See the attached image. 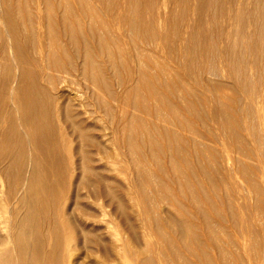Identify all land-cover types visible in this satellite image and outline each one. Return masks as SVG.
I'll list each match as a JSON object with an SVG mask.
<instances>
[{"label": "bare ground", "instance_id": "bare-ground-1", "mask_svg": "<svg viewBox=\"0 0 264 264\" xmlns=\"http://www.w3.org/2000/svg\"><path fill=\"white\" fill-rule=\"evenodd\" d=\"M42 1L46 23L41 20L38 29L33 25L21 28L18 23L24 17L32 21L40 16L39 13L33 14L29 6L23 9L19 4L8 3L0 8L1 18L11 33L12 53L18 65L12 83V98L6 97V103L0 108V264H79L65 259L79 241L92 243L96 252L121 264H163V258H166L163 252L173 249L167 241L166 229L176 232L183 244L194 242L200 246V239L193 232L195 226L182 216L187 209L170 200L174 192L162 178L164 176L174 183L179 193L187 192L190 207L199 214L201 211L204 213V208L197 210L202 196L195 182L201 183L197 178L199 173L206 177L211 189L215 188L210 179V169L205 165V161H213L214 157L208 143L211 138L208 144L204 143L206 138L198 135L182 111H196L194 118L199 119L196 101L192 97L199 101L198 106L204 107V113L205 107L210 105L202 91L199 93L200 90L188 83L185 77L191 75L194 76L193 82L197 84L195 75L200 76L201 85L205 84L209 93L212 88L214 95L220 96L217 104L213 100L217 97L212 98L211 92V104L217 105L210 106L217 107L212 108L216 110L213 116L218 114L214 119L222 121L217 122V130L222 128L224 131V127V136L227 132L232 139V147L240 151L235 161L237 172L243 179H237L245 180L247 187L239 183L254 196L255 202L249 203V207L254 211L253 220L262 226L264 175L258 178L254 169H250L251 161L247 160L255 162L263 146H260L263 140H258V133L259 129L264 130V118H261L264 112L261 117L258 113L255 116L256 128L251 125L255 139H250L255 141L259 136L255 141L259 146L255 148L260 151L254 153L239 128V124L247 121H237L235 115L241 113L232 105L236 106L237 100L243 103L246 92L240 100L236 97L237 88L234 92L224 86L227 83L223 85L224 82L214 83L213 80V84H208L206 77L202 80L204 68L193 67L194 61L190 60L193 54L190 53L194 47H202L211 55L217 48V41L223 38L219 49L227 55L225 57H230L233 76L231 72L225 74L232 76L229 82L248 91L249 87L258 85L259 77L264 81L261 76L264 74V0H98L106 8L118 32L128 37L126 46L133 52L130 58L120 59L127 70V80L116 85L122 84L123 93L115 91L99 59V54L105 53L114 61L110 44L102 31L105 25L93 19L86 22L82 18L94 14L90 3L87 0ZM157 3L162 5L160 11L155 10ZM57 9L61 11L60 19ZM189 15L194 17V21H187ZM184 23L185 30L181 33ZM95 34L99 38L93 42L91 38ZM61 35L66 38L65 47L71 49L80 63H75L72 57H61L65 54V47L60 46ZM141 44L150 49H143ZM121 47L118 46L119 49ZM29 48L36 50V56L31 57ZM241 52H252L253 58L245 61L247 58L242 57L246 55L241 57ZM157 53L169 59L173 66L162 61V56ZM225 60L229 64L228 59ZM222 62L220 66L225 65ZM224 67L220 69L227 71V66ZM11 70L9 65H0V75ZM112 73H115L114 69ZM5 82L9 83L10 79L6 78ZM75 86L90 90V97L63 94L62 88L71 90ZM259 88H262L261 83ZM260 91L257 94L264 96ZM256 95L248 96L251 99ZM221 97L228 98V102ZM253 99V102L257 100ZM9 100L10 108L5 109ZM249 101L245 100L244 106L251 108L258 100L255 103ZM118 104L121 112L117 114ZM125 106L139 110L146 117L159 121L160 125L154 121L149 124L139 114L128 113ZM99 113L107 117V125L99 126ZM243 113L247 115L244 117L251 115ZM179 128H187L195 136L186 138ZM118 145L127 146L131 152H139L131 160L136 168L134 200L127 184L118 188L123 180L117 161ZM147 159L154 162L156 172L148 169ZM5 183H8L7 190H4ZM203 194L209 199V193L204 191ZM229 199L231 197L227 198V206L232 211V199L230 202ZM133 202L136 203V211ZM209 205L213 207V200ZM108 207L109 211L106 210ZM176 211L178 214H174ZM161 212H164V217ZM110 217L114 219L109 220ZM149 221L153 222L149 224ZM203 221L207 238L214 245L224 244L221 240L224 233L210 220ZM138 230L143 231H140V238L144 246L140 250L131 249L128 245L130 235ZM148 233L161 243V247L150 246ZM248 234L243 237L247 243L252 241L246 239ZM243 247H247L246 243ZM153 249L163 257L160 258L163 262L154 259ZM173 254L172 259H168L171 263L177 259L176 264H189L178 253ZM236 254L240 256L237 250ZM230 255L224 251L220 263L237 264L239 259L232 261ZM260 261L259 264H263L264 260ZM206 263L212 264V259H206Z\"/></svg>", "mask_w": 264, "mask_h": 264}, {"label": "rangeland", "instance_id": "rangeland-1", "mask_svg": "<svg viewBox=\"0 0 264 264\" xmlns=\"http://www.w3.org/2000/svg\"><path fill=\"white\" fill-rule=\"evenodd\" d=\"M50 1L56 2L57 0H50ZM87 1L90 3L91 9L94 10L95 12H94L93 15L84 16L82 18L86 22H89L90 19H93V20L97 21L98 23H103L105 25V28H103L102 31L105 34V36H104L105 39L110 44V49H111V52L113 54L114 61L112 62L111 59L105 53L99 54V56H100L99 59L102 62L103 68L105 69L107 76L110 77L111 81L113 82L115 91L120 93L121 91H124V90H121V89H123V87H120L122 84H120V86H117L116 83L117 82L121 83L123 81L125 82L127 80V70L122 65L120 59H121V57L130 58V56H132V54H133V52H131L128 49V47L126 46V42H128L129 39L125 35H122V34H120L118 32V30H117L112 18L107 13L106 8L103 5H101L98 0H87ZM42 2H43L42 0H0V8L5 6L8 3H12L13 5L19 4L23 9L25 8V6H29L31 8V11H32L33 14L37 15L39 13L40 16L37 17V18L34 17V19L32 21L27 19V17H24V20L23 21H18V23H19L21 28H22V26L30 27L31 25H33V26H36V28L38 29V26H39L38 23L41 20H43L46 23V18H45L46 12H45L44 5H43ZM156 5L157 6H156L155 10L156 11H160L161 10V6H162L161 3H157ZM56 14H57V16L60 19L61 18V16H60L61 15V11L57 9ZM1 16L2 15L0 13V65H9V66L12 67V70L9 73H7L6 75H0V108L3 107L4 103H6L5 102L6 97L9 98V99L12 98V96H11L12 95V87H13L12 83H13V81H15V78H16V70L15 69L18 66L17 63H16L17 61L15 60V57L13 56V53H12L13 50H12V46H11V33H10V30L7 28V26H6L5 22L3 21V19L1 18ZM188 18H189V19H187L188 22L194 21V17L192 15H189ZM195 24L197 26V23H195ZM185 26H186V23L181 25V27H182L181 30H180L181 33L184 32L185 29L183 27H185ZM163 32L164 31H162V33ZM98 38H99V35L95 34V36L93 38H91V39H92L93 42H96L98 40ZM222 39L220 38V40L217 41V43H216L217 44V48L213 47V48H215L217 50L213 49L214 51H212L213 54L211 52V55H209L210 51L204 50V49H202V47H199V48L194 47L196 49V51H195V49L193 51H195L196 53L192 51V53H190V54H193V55L191 56L189 54L190 55V60L195 62V63L193 62V65L195 64V66H193L194 68H197V67L199 69L204 68V69H202V70H204L203 73H202V80H203L204 77H206L209 80V82H207L208 84H213L212 83L213 80H215L214 83L224 82V83H222L223 85L225 83H227V86L226 85H224V86L228 87V89L230 88V89H232L234 91L237 88L236 97L237 98L239 97L240 100H241V97H244L246 95L244 98H242L243 103H238L237 102L238 100H237L236 101V106H235L234 103H232V105H233V107L237 108V112L238 113H241L240 114L241 116H240L235 111L236 114H237V115H235V117L236 116L238 117V118L236 117L237 121L238 122H240V120H243L242 122H246L247 121L246 123L239 124V128L241 127L240 128V132L243 134V136L245 137L247 142H249V144H251L252 148L254 149L253 150L254 153H257L258 151H260V150L257 151L256 148H255V147L259 146L256 143L257 139H258L257 137H259V136L256 137V140H255L256 142H255L253 139H250V138H254L255 139V136H254L255 133L252 132L253 133V137H251L252 135H250V134H252L251 131H253L252 129H254V127H252L251 125L255 126V124H257V123L254 122V119H256L255 116H258V115L260 116L261 113L264 112V109H262V108H264L263 107L264 106V104H263L264 103V96L263 95L260 96V94H257V93L261 92L260 90H262L263 91L262 93L264 94V90H263V88H264V86H263L264 83L263 82L264 81L261 79V77H259V80H261V81L258 82L257 86L254 84L256 88L253 85L249 84L250 86H253V87H251L253 89H251L249 87L248 88L249 90H254L255 89L254 91H251L252 93L250 92V94L247 93V92H249L248 89H246L248 91H245L241 87H238V86H236L233 83L231 84V82H229V80L233 76V74H232L233 71L230 68L231 67L230 59H229L230 57H225L227 55L222 54L220 49H219ZM65 40H66V38L63 35H61V41H60V46L61 47H63V46L65 47L66 46ZM120 43L123 45V48L121 47ZM141 45H142L143 49H150V47H148V46H146L144 44H141ZM118 46H120L122 49H119ZM30 47H31V45H30ZM35 52H36V50L34 51V49L29 48V53L31 54V57L33 55L36 56ZM71 52L72 51H71V49L69 47L68 48L65 47V54H61V57L63 59H67V58H71L72 57L74 59L75 63H77V64L80 63V60L77 57L73 56ZM194 53H195V55H194ZM157 54L162 56L161 57L162 61H164L167 65H169V66H170V64L172 65L170 60L167 59L165 56L161 55L160 53H157ZM218 54H220V55L218 56ZM242 54H244L246 56L242 57L243 56ZM197 55H199L201 58L199 56H197ZM193 56H195V57L197 56L200 59V61H197L198 60L197 57L194 58ZM216 56H217L218 59L216 58ZM221 56L224 57L223 60H222ZM240 56L242 58H244V59L247 58V59H245V61H248V59H252L253 58V53L252 52H250V53H244V52L242 53L241 52ZM214 57L216 59H214ZM191 58H193V59H191ZM205 58H207V59H205ZM225 58L228 59L229 64L225 63V62H227V60H225ZM217 60L224 61L225 65L224 64H222V65L225 66V67L227 66L226 68L225 67L224 68H225V70L228 71V73H227V71H224V70L222 71L221 70L223 68V66H220V65L223 62L222 61H217ZM213 63L215 65H213ZM219 63H220V65H219ZM199 64H200L201 67L199 66ZM214 66H216L217 69L214 68ZM112 69H114V71H115L114 74L112 73ZM221 72L224 75L225 74H230V72H231L230 75H232V76L231 77H228L227 75L224 76V75H222ZM192 76L193 75L185 77L187 79V81L189 80L188 83L193 88H196V89L200 90L199 93L202 91L201 94L205 95L204 96L205 97V101L209 100V103L205 102V105L209 104L210 106L211 105L215 106L216 105L215 103H217L218 100H220V98H219L220 96L218 97L217 94L214 95L215 93H213L212 88L209 89V91H210V93H209L207 91L208 89L205 88L206 86H204L205 84L201 85L203 83L200 82L201 81L200 80V76L195 75V79H196L195 81H197V84L195 82H193L194 80L193 81L191 80ZM261 76L264 78V74H261ZM6 78L10 79L9 83L5 82ZM217 78H219V79H217ZM232 79H231V81H234ZM117 80H119V81H117ZM210 81H211V83H210ZM234 83H235V81H234ZM259 83H261V87H262V88H259L260 90L257 89L258 86H259ZM262 83H263V85H262ZM62 89H63L62 90L63 94H65L66 96H69V95L70 96L82 95V96L87 97V98L90 97V93H89L90 90L85 89L82 86L79 87V88L77 86L72 87L71 90H69V89L65 90L66 88H62ZM203 92L208 94L207 95L208 97ZM211 92L213 93V95H212ZM244 92H246V94ZM121 93H123V92H121ZM253 94L254 95L257 94V95H256V97H251V99H250L248 95H252L253 96ZM211 95H212V98L217 97V99L216 98L213 99L215 101V103H213V104H211L212 101H213V100H211ZM246 97H248V99ZM207 98H210V99H207ZM253 98H256L258 100V101L255 100V101H257V103H255V101L253 102V100H254ZM221 99H223L226 102H228V100H229L226 97L225 98L221 97ZM244 99L248 100V101L250 99L249 102L252 101L253 103H255V104H253V106H251V108H253L252 111L250 110L251 108H250L249 105L248 106L247 105L244 106V103H245ZM192 100L196 101V102H194L196 104V106H197L195 109H197V112L199 111V115H200L199 119L200 120L194 118L196 116L195 115L196 111H193V110L184 111L183 110L182 113H183V115L185 116L186 119H188L189 121L191 120L190 122H191L192 126L194 128H196V130L198 132V135L206 138V140L204 139L205 141H203V142L204 143L206 142V144L209 143V146H212L209 149H210L211 153H213V155H214V157L212 159L213 161H205V160L204 161H205L206 167L210 169V174H209L210 175V179L215 183V188L211 189L206 177H203V175H201L199 173H197V178H198V181H200L201 183L197 184L195 182L196 188H197L198 192H200V196H202V198H201L202 200L200 199V201L198 202L199 204H198L197 210L204 208V213L201 211L200 214H199L196 210H194V209H192L190 207L189 202H188V193L187 192L179 193L177 187L174 186V183H172L170 180H168L164 176L162 178H164V180L167 183L168 187L170 189L172 188V191L174 192V197L170 198V200L173 203H177V204H179V206L181 205V206H183L184 208L187 209V211H185L183 209L185 212L182 213V216L184 218H186L188 222L189 221L192 222L193 225L195 226V228L192 226L193 227V232L200 239L201 245L199 246V245H197L194 242H191V243H188V244H183L182 242H180L178 234L176 232H173L170 229H166L167 241L172 245L173 249L171 250V249L168 248L167 251L163 252L164 253L163 257H166V258H163L156 250L153 249V257H154V259H157V260L158 259L160 260V258H163V260H165L164 261L165 263H163V264H170L171 262L168 259H170V258L172 259V257L174 256L173 252H176V253H178L180 255V257L184 261L188 260L189 264H209V263H206V259H212V264H221L219 259H221L220 258L221 254L224 251H226V252L231 254L230 255V259H232V261H235V260L239 259L238 261H236V262H238L237 264H250V260H252L251 264H259V261H260L259 259H262L261 261L264 260V236H263L264 234H262V233H264L263 232V230H264V226L263 225L264 224H261L262 226H260V224L258 225V222L254 221L255 219L252 218V216L254 217V211L251 209V207H249L250 206L249 203L253 204V202H255L254 201L255 199H254V196L252 195V193L250 195V191L248 190L249 191L248 192L245 189L247 187L245 180H243L244 182L240 181L243 178L237 172L238 165H237V163L235 161L237 156L239 155L240 151L237 150V149H234L232 147V143H231L232 139H231L230 136H228L227 132H226L227 136H224L225 135L224 134L225 128L223 127L224 131L221 128V126L223 124L219 125L220 126L219 128H221L222 132L220 131V129L217 130V122L219 121V118H217V120L215 121V119H216L215 117L218 114L216 116L215 115L213 116V112L216 111V110L213 111V109H215V108L217 109V107H210V106L207 105L205 107V109H206V112L208 111L209 113L205 112L206 113L205 114L203 112L204 107L198 106L200 104L199 101L196 100L194 97H192ZM119 104H118L117 114L119 112H121ZM10 105H11V103H10V100H9V102L5 105V109L6 108H10ZM237 105H238V107H241V108H238ZM254 105H256L255 107L259 106V107H257L256 112L254 110L255 109ZM261 106H262V108H261ZM125 109H126V111L128 113H132L133 112V113L139 114L141 117L147 119V121H149L148 122L149 124H153V121H154L158 125H160L159 121H157L155 119H151L150 117H146L145 114L141 113L139 110H133V108H130L129 106L128 107L125 106ZM238 110H241V111L239 112ZM258 110H259L260 113L257 112ZM243 111L246 112L247 114L249 113L251 115L250 116L248 115V117H244L245 114L243 113ZM251 112H254V113H251ZM255 113H256V115H255ZM257 113H258V115H257ZM252 115H254V116L252 117ZM98 116H99V119H100L99 120V126H103L104 124H106V125L108 124L107 117L103 113H99ZM212 116H213V118H212ZM245 116H247V115H245ZM261 118H264V113H263V116ZM248 119H249V121H248ZM219 122H222V121H219ZM219 122H218V124H219ZM256 126H255V128H256ZM179 130H180L181 134L184 137L190 139V137L192 135L191 131H189L187 128L186 129L185 128H179ZM259 130L258 131L260 133H258V135H260V137H259L258 140H260V139L263 140V141L260 140V141H262V143L259 141L261 143L260 146L263 144V146H262V148H263L264 147V133H262V132L264 130H262V129H259ZM192 136H195V135H192ZM224 138H226V139H224ZM209 139H210V141H209ZM259 142H258V144H259ZM252 148L250 147L251 150H252ZM262 148H261V151L257 153V157L255 158L256 159L255 162H253L254 160H247V161H251L252 164H250V163H247V164H248V166H249V164L251 165L250 169H254L253 171L255 172V175L258 178L260 177V179L264 175V160H263L264 159V156H263L264 155V152H263L264 149H262ZM134 149H136V148H134ZM139 150H141V149H139ZM116 153L118 154V157H119V160H118V157H117V161H119V165L118 166L120 167V170H121V172L123 174L122 175V179L123 180L120 183L118 188H122L123 185L127 184L130 187V191H129L130 192V196L134 200L135 199V195H136L135 192H134V188H135L134 174L136 172V168L134 167V164H133L134 162H131V160H132V158L137 157V154L139 152L138 151L136 152L135 150H133V152H131V151H129L127 146L118 145ZM261 153L263 154L262 156H261ZM146 164H147L146 166L148 167V169L150 171H152V172H156L157 171V168H156L154 162L151 159H147ZM28 171L29 170L27 168L26 172H28ZM237 178L240 179L239 180L240 183H243L244 185H246L245 188L242 186L243 184L239 183ZM7 188H8V183H5L4 190H7ZM227 189H228V191H227ZM239 190H240V192H239ZM204 191H206V194L209 193V199H207L204 196V194H203ZM248 194H249V196H248ZM226 197L227 198L231 197V199H232V202H230L231 199H229V202L233 204L232 205L233 206V210L232 211H230L228 206H227V198ZM244 199H246V201H244ZM211 200H213V207L212 208L209 205V202ZM244 203H245V205H244ZM242 204L245 207L247 206L248 209H247V207L245 209V207ZM160 208L164 209L163 206H160ZM133 209H134V211L137 210L136 203H134ZM106 210L109 211L110 207L106 208ZM244 211H245V213H244ZM178 212H180V210H178ZM161 213H163L162 216L164 217L165 216L164 212H161ZM174 214H178L177 211ZM118 216H119V214H118ZM111 219H114V217H110L109 218V220H111ZM204 219L210 220L219 230H221L225 234V235L223 234L221 236V240L223 241L224 244L214 245L207 238V234H206V231H205V228H204V225H203V222H204L203 220ZM152 222L153 221H149L148 223L150 224ZM123 225H128V224L124 223ZM260 227L262 229H260ZM114 228L116 229L117 227L114 226ZM114 228H110V229L113 230ZM140 231H142V230H138L136 233L130 235L131 238L129 237V235L125 234V236L128 239L130 238L128 245H129V247L131 249L140 250V249L143 248L144 243H143L142 239L140 238V235L143 233V231H142V233ZM246 233H250L251 234V235L248 234V236H246V239L247 238L248 239H252L253 243H255V244L251 243L252 241L249 242L251 244L247 243L248 241H246L243 238ZM255 233H257V234H255ZM147 239H148L149 244H150V246L152 248L154 246L161 247V243L156 241L155 238L153 237V235H151L150 233L147 234ZM256 239H258V240L256 241ZM230 241H231V244H230ZM259 242H260V244H259ZM244 243H246V246H247V247H245L246 250L243 247ZM247 244H249L250 246L247 245ZM253 246H255V247H253ZM236 250H237V252L238 251L240 252V256H238L236 254ZM248 250H250V251H248ZM16 251H15L14 255L17 254ZM260 251H262V253ZM165 252H167V253H165ZM247 252L249 254H247ZM102 254L103 253H101V252H99V253L96 252V248L94 247V245L92 243H89V242H85V243L83 242L82 243L81 241H79V243L77 245H75V246H73L71 248L70 253L67 255V257H65V259H69L71 261H77L79 264H121L120 261H117V260L113 261V260H111L112 258H109L108 256L102 255ZM165 254L167 256H165ZM13 258H15V257H13ZM242 259H243V261L240 262V260H242ZM8 260L9 261H15V259H8ZM163 260L161 259L160 261L163 262ZM175 260H177V259H174V262L171 260L172 263L176 264L177 261H175ZM253 261H255V262L253 263ZM261 261H260V263H261ZM262 263L264 264V262H262Z\"/></svg>", "mask_w": 264, "mask_h": 264}]
</instances>
